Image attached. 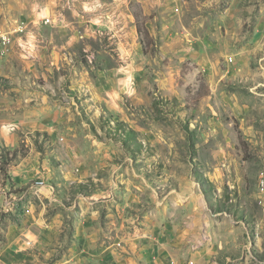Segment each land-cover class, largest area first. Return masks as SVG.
I'll list each match as a JSON object with an SVG mask.
<instances>
[{
    "label": "rangeland",
    "instance_id": "1",
    "mask_svg": "<svg viewBox=\"0 0 264 264\" xmlns=\"http://www.w3.org/2000/svg\"><path fill=\"white\" fill-rule=\"evenodd\" d=\"M263 174L264 0H0V264H264Z\"/></svg>",
    "mask_w": 264,
    "mask_h": 264
},
{
    "label": "crops",
    "instance_id": "2",
    "mask_svg": "<svg viewBox=\"0 0 264 264\" xmlns=\"http://www.w3.org/2000/svg\"><path fill=\"white\" fill-rule=\"evenodd\" d=\"M203 244L205 245V243H203ZM208 252H209V251H208ZM202 256H203V257H208L207 255L204 256V253L200 254L199 257H198V256H197V257L200 258V257H202ZM2 259L5 260V262H9L10 259H11V254L8 253V252H7V253L4 252V254L2 255ZM199 261H200V262H198L197 264H202V261H203V260H202V261L199 260ZM191 264H195V263H191Z\"/></svg>",
    "mask_w": 264,
    "mask_h": 264
},
{
    "label": "bare ground",
    "instance_id": "3",
    "mask_svg": "<svg viewBox=\"0 0 264 264\" xmlns=\"http://www.w3.org/2000/svg\"><path fill=\"white\" fill-rule=\"evenodd\" d=\"M258 188L262 193L263 200H264V174L261 176L259 182H258Z\"/></svg>",
    "mask_w": 264,
    "mask_h": 264
},
{
    "label": "built area",
    "instance_id": "4",
    "mask_svg": "<svg viewBox=\"0 0 264 264\" xmlns=\"http://www.w3.org/2000/svg\"><path fill=\"white\" fill-rule=\"evenodd\" d=\"M49 22H50V21L48 20L47 23H49ZM263 205H264V203H263Z\"/></svg>",
    "mask_w": 264,
    "mask_h": 264
}]
</instances>
